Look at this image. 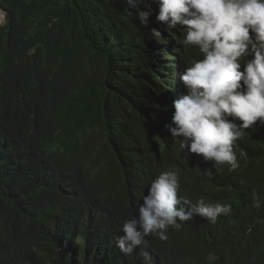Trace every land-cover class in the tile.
Instances as JSON below:
<instances>
[{
    "label": "trees",
    "instance_id": "obj_1",
    "mask_svg": "<svg viewBox=\"0 0 264 264\" xmlns=\"http://www.w3.org/2000/svg\"><path fill=\"white\" fill-rule=\"evenodd\" d=\"M0 8L9 25L17 22L18 40L34 51L31 60L44 68V98L49 97V84L74 83L76 89L87 90L96 78L108 100L84 110L86 123L121 127L118 144L102 148L98 158L87 165L80 180L82 192L73 193L71 184L59 182L58 171L50 165L41 164L35 175L31 159L22 158L17 147L7 154L0 151V211L4 210L0 264H160L158 255L167 261L162 264H186L188 260L213 264L236 254L252 260L264 252V124L258 121L244 130L234 149L240 167L232 172L227 165L217 172L213 162L195 154V158L178 156L166 147L151 163L124 158L119 151L124 143H131L133 130L139 131L140 146L146 151H154L152 143L159 138L156 123L146 119L149 109L141 88H134L133 94L140 98L132 99L133 103L122 94L124 77L146 79L155 63L151 58H129L141 45L145 52L148 49L142 41L151 25H136L139 8L132 10L133 19L116 0H0ZM174 33L180 35L178 30ZM10 44L9 32L0 26V78ZM45 66L61 70L50 77L52 71ZM241 150L246 153L243 157ZM13 168L23 176L8 183L5 177ZM155 170L179 173V196L193 204L200 198L209 203L208 198L220 199L217 202L231 204V214L221 215L215 224L194 215V221L182 229L170 227L167 240H146L147 246H141L147 247L151 259L142 255L141 246L126 255L115 241L123 235L124 217L146 191L145 178ZM253 191L260 197V208L253 206ZM103 192L99 204L93 197ZM21 193L27 197V209L19 212L23 217L16 222L18 211L8 205H17ZM257 216L262 223L248 234ZM190 223L193 226L188 227ZM255 231L260 232L252 235Z\"/></svg>",
    "mask_w": 264,
    "mask_h": 264
},
{
    "label": "clouds",
    "instance_id": "obj_2",
    "mask_svg": "<svg viewBox=\"0 0 264 264\" xmlns=\"http://www.w3.org/2000/svg\"><path fill=\"white\" fill-rule=\"evenodd\" d=\"M116 1L126 12L128 5L131 12L140 9V23L136 25H151L143 34L142 44L147 45V51L141 45L129 58L155 60L146 79L130 74L124 77L122 94L133 103L132 99L140 98L133 94L139 86L149 109L146 119L155 122L156 130L164 136V140L158 138L152 143L154 151H146L140 146L139 131L133 130L131 143H124L119 150L122 156L151 163L162 154L160 143L167 142L169 151L193 158L195 154L205 162H213L217 172L223 165L230 172L237 170L240 163L234 150L236 142L245 129L258 121L264 124V0ZM0 12V26L11 36L0 78V151L5 152L7 144L8 153L17 147L22 158L31 159L35 175L41 164L50 165L58 171L59 182L71 184L73 193L82 192L80 180L87 165L98 158L102 148L115 147L119 142L118 124L101 127L86 123L84 110L105 105L108 98L94 77V84L87 90L76 89L74 83L49 84V97L44 98V68L31 60L33 49L18 40L17 22L9 25L6 12L2 8ZM192 58L195 60L187 63ZM45 68L52 71L50 77L61 70L57 66ZM245 155L241 150L240 156ZM20 175L13 168L5 178L10 183ZM180 180L179 173L171 170H155L145 178L146 191L123 221V235L115 241L122 253L131 254L155 237L167 240L170 227L180 230L194 221V215L215 224L221 215L231 214V204L217 202L220 199L208 198L209 203L200 198L193 204L189 198L179 196ZM104 194L93 198L100 204ZM251 198L253 206L260 208L256 191ZM26 205L24 193L17 205H8L18 211L16 222L23 217L19 212L26 210ZM255 221L248 234L262 223L259 216ZM3 226L0 224V240ZM141 248L145 251L142 255L151 259L147 247ZM236 255L226 259L227 264H264V252L252 260ZM188 261L186 264H191ZM164 262L158 255L157 263Z\"/></svg>",
    "mask_w": 264,
    "mask_h": 264
},
{
    "label": "bare ground",
    "instance_id": "obj_3",
    "mask_svg": "<svg viewBox=\"0 0 264 264\" xmlns=\"http://www.w3.org/2000/svg\"><path fill=\"white\" fill-rule=\"evenodd\" d=\"M127 5H128V3H127ZM129 6H130V5L127 6V11H128L129 15H130V16L132 17V19H133L135 13H134V12L131 13V11H130V9H129ZM125 50H126V49H125ZM126 51H127V50H126ZM186 54H187V55H190V53H188L187 51H186ZM115 60H116V59H115ZM192 60H195V58H192V59L187 60V63L190 62V61H192ZM119 65H120V64H119ZM159 139H160V140H164V136H163L162 133L159 134ZM160 144H161V148H163V150H164V148H165V144H164V143H160ZM8 148H9V144H7V147H6V150H5V154L8 153ZM157 176H158V175H156V177H157ZM109 194H110V193H109ZM109 194H108V195H109ZM112 196H113V195H112ZM116 198H117V197H116ZM111 199H112V198H111ZM117 200H119V199H117ZM109 201H110V199H109ZM109 201H108V202H109ZM111 201H112V200H111ZM111 201H110V202H111ZM115 201H116V200H114V202H115ZM112 202H113V201H112ZM117 202H118V201H117ZM118 203H119V202H118ZM113 204H114V203H113ZM119 204H120V203H119ZM119 204H117V205L119 206ZM110 205H112V204H110ZM110 205H109V206H110ZM26 206H27V205H26ZM112 206H113V205H112ZM110 207H111V206H110ZM114 207H115V206H114ZM114 207H112V209H114ZM117 209H119V208L117 207ZM123 209H124V208H123ZM125 209H126V208H125ZM125 209H124V210H125ZM127 210H128V209H127ZM125 211H126V210H125ZM114 212H115V209H114ZM115 213H116V212H115ZM117 213H118V212H117ZM119 215H120V214H119ZM126 216H127V215H126ZM125 219H126V217H124V220H125ZM183 256H184V255H183ZM213 264H227V260H226V259H225V260H219L217 263H213Z\"/></svg>",
    "mask_w": 264,
    "mask_h": 264
},
{
    "label": "rangeland",
    "instance_id": "obj_4",
    "mask_svg": "<svg viewBox=\"0 0 264 264\" xmlns=\"http://www.w3.org/2000/svg\"><path fill=\"white\" fill-rule=\"evenodd\" d=\"M0 14H1V12H0Z\"/></svg>",
    "mask_w": 264,
    "mask_h": 264
}]
</instances>
